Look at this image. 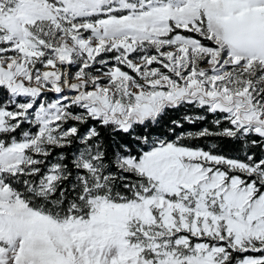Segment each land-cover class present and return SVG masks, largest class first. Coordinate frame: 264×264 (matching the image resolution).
Segmentation results:
<instances>
[{"label": "snow or ice", "instance_id": "obj_1", "mask_svg": "<svg viewBox=\"0 0 264 264\" xmlns=\"http://www.w3.org/2000/svg\"><path fill=\"white\" fill-rule=\"evenodd\" d=\"M0 264H264V0H0Z\"/></svg>", "mask_w": 264, "mask_h": 264}]
</instances>
